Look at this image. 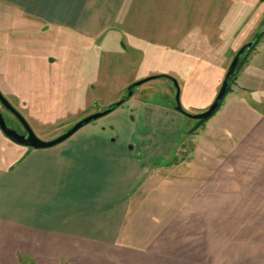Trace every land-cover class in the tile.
Segmentation results:
<instances>
[{"label": "rangeland", "instance_id": "rangeland-1", "mask_svg": "<svg viewBox=\"0 0 264 264\" xmlns=\"http://www.w3.org/2000/svg\"><path fill=\"white\" fill-rule=\"evenodd\" d=\"M148 21L151 25L145 30L142 24ZM121 25L125 27L121 29ZM136 25L144 34L142 45L143 34L134 28ZM133 32H138L137 37L131 35ZM154 40L159 43L149 44ZM247 43L253 45L239 59L237 74L228 85L230 92L217 110H223L220 119L209 121L216 112L198 126L196 120L173 110L174 80L181 110L189 115L205 112L233 56ZM245 72L250 80L244 81ZM151 77L156 78L135 87L125 103L132 100L167 105L171 116L181 124L176 152L170 158L176 166L174 174H151L153 183H145L154 199L152 208L166 212L160 203L166 201L165 195L155 186L163 179L183 181L186 175L194 182L192 197L185 206L175 205L177 219L171 227L182 229V216L189 214L193 227L200 223L197 219L207 217L200 221L210 233L218 231L220 223L228 228L230 221L220 222L217 215L226 218L234 213L246 227L249 212H260L262 206L250 191L244 197L230 181L240 179L264 187V151L262 146L254 148L263 140L264 128L255 112H244L242 100H238L242 105L235 104L240 124H233L235 128L225 133L218 122L226 114L225 104L229 106L230 100L237 99L232 93L240 95L238 86L259 89L254 94L262 97L254 101L255 109L264 102V0H126L113 30L96 42L81 40L59 27L31 23L11 12L9 0H0V93L40 140L60 136L85 116L125 99L131 84ZM254 135L260 140L248 141ZM27 154L25 148L0 132V168L12 169ZM232 166L240 168L241 173L233 174ZM203 181L207 185L196 187ZM255 191L264 189L257 186ZM170 219L165 214V219L158 222Z\"/></svg>", "mask_w": 264, "mask_h": 264}, {"label": "crops", "instance_id": "crops-1", "mask_svg": "<svg viewBox=\"0 0 264 264\" xmlns=\"http://www.w3.org/2000/svg\"><path fill=\"white\" fill-rule=\"evenodd\" d=\"M9 1L11 12L31 23L65 29L87 42L111 32L126 3ZM142 25L148 30L151 23ZM134 28L143 34L137 25ZM138 32L131 35L137 37ZM246 73L244 81L250 80ZM237 89L241 96L232 93L237 99L225 104L226 114L218 124L225 133L240 124L237 103L245 105L244 112H255L264 128V102L256 109L253 105L262 97L254 94L259 89ZM220 110L209 121L220 119ZM170 112L167 105L129 100L61 144L29 150L12 169L0 168V264H264V192L255 191L257 186L264 189L261 184L236 177L237 181H230L244 197L250 191L262 206L260 212H249L246 227L235 213L226 218L217 215L220 222H230L228 228L220 223L212 234L201 226L200 220L207 217L197 219L200 223L193 227L188 214L182 216V229L171 227L177 219L175 205L185 206L192 197L194 182L186 175L183 181L163 179L155 186L165 195L166 201L160 203L166 212L152 208L154 199L145 183H153L151 174L173 173L176 168L170 158L181 124ZM255 135L248 141L260 140ZM262 141L254 148L262 146L264 151V136ZM239 169L232 166L230 171L239 174ZM202 184L206 182L196 187L202 189ZM165 214L171 219L159 224Z\"/></svg>", "mask_w": 264, "mask_h": 264}, {"label": "water", "instance_id": "water-1", "mask_svg": "<svg viewBox=\"0 0 264 264\" xmlns=\"http://www.w3.org/2000/svg\"><path fill=\"white\" fill-rule=\"evenodd\" d=\"M252 45H253L252 43H247L246 45L242 46L238 50V52L235 54V56L232 58V61L227 68V71L225 73V76L223 78V81L221 83V86L219 88V91H218L214 101L209 106V108L201 114L189 115V114L184 113L181 110V107L179 104L178 87L176 86V82L173 80L174 85L176 87L175 105L173 106V109L176 112H178L179 114H181L182 116L189 118V119L196 120V121H203V120L207 119L208 117H210L212 115V113L216 110L219 102L224 97V95L226 93L228 79L234 73L240 57L245 53V51L250 49L252 47ZM155 78L156 77H151V78H148L146 80H142V81L135 82V83L131 84L127 89L125 99L116 102L115 104H113V107L114 108L120 107L125 101H127L133 95L135 87L140 86L144 82L155 79ZM0 103L10 113H12L16 117V119L20 122V124L24 127L27 137L21 136L18 133H16L15 131H11V130L7 129L4 122L1 119H0V131L4 134L5 137H7L11 142L15 143L16 145L30 147L31 149H35V150L49 149V148L55 147V146L61 144L62 142H64L65 140H67L68 138H70L73 134H75L82 127L106 116L107 114H109L111 112V108L109 107L104 111H99V112L93 113L91 115H88V116L82 118L81 120H79L78 122H76L71 128H69L66 132H64L60 136H58L52 140H49V141H42V140H39L33 134V132L31 131V129L29 128V126L27 125V123L25 122L23 117L15 109H13L10 106V104L3 98L1 93H0Z\"/></svg>", "mask_w": 264, "mask_h": 264}, {"label": "flooded vegetation", "instance_id": "flooded-vegetation-1", "mask_svg": "<svg viewBox=\"0 0 264 264\" xmlns=\"http://www.w3.org/2000/svg\"><path fill=\"white\" fill-rule=\"evenodd\" d=\"M2 95V94H1ZM3 96V95H2ZM3 98L6 100V98L3 96ZM7 101V100H6ZM10 106L15 109L13 107V105L7 101ZM16 110V109H15ZM17 111V110H16ZM7 116V117H5ZM0 119L4 122L5 126L7 129L11 130V131H15L16 133H18L21 136L27 137L26 136V131L24 129V127L20 124V122L16 119V117L10 113L1 103H0ZM26 122V121H25ZM27 123V122H26ZM28 125V123H27ZM29 126V125H28ZM29 128L31 129V131L33 132L32 128L29 126ZM1 132V131H0ZM2 133V132H1ZM3 134V133H2ZM33 134L35 135V133L33 132ZM4 136V134H3ZM36 136V135H35ZM5 137V136H4ZM37 137V136H36ZM6 139H8L7 137H5ZM38 138V137H37ZM39 139V138H38ZM9 140V139H8ZM40 140V139H39ZM20 146V145H18ZM25 148L27 151L32 150L30 147H25V146H20Z\"/></svg>", "mask_w": 264, "mask_h": 264}, {"label": "trees", "instance_id": "trees-1", "mask_svg": "<svg viewBox=\"0 0 264 264\" xmlns=\"http://www.w3.org/2000/svg\"><path fill=\"white\" fill-rule=\"evenodd\" d=\"M258 36H259V35H258ZM258 36H257V37H258ZM256 41H257V40H256ZM255 44H256V42L254 43L253 47L255 46ZM239 64H240V63L238 62L237 67H236L234 73L229 77V79H228V84H227V88H226V93H225L224 97L222 98V100L219 102V104H218L216 110H215V111L212 113V115H211L210 117H208L207 119H205V120H203V121H197V125H198V126H201L204 122L208 121L211 117H213L214 114H215V113L217 112V110L219 109V107L221 106V104H222V102H223V99H224L225 96L230 92L228 85H229V84L232 82V80L235 78V76H236V74H237V70L239 69ZM109 107L111 108V111H113V110L115 109V108L113 107V105H110ZM109 107H107V108H109ZM190 132H194V130H193V131H190Z\"/></svg>", "mask_w": 264, "mask_h": 264}]
</instances>
